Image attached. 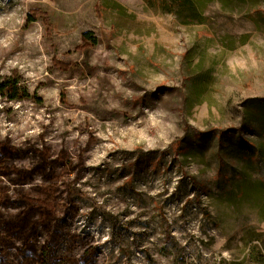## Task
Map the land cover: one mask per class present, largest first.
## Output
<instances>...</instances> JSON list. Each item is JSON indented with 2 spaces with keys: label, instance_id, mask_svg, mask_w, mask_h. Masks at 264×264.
<instances>
[{
  "label": "rangeland",
  "instance_id": "1",
  "mask_svg": "<svg viewBox=\"0 0 264 264\" xmlns=\"http://www.w3.org/2000/svg\"><path fill=\"white\" fill-rule=\"evenodd\" d=\"M200 3L0 0V264L264 256V0Z\"/></svg>",
  "mask_w": 264,
  "mask_h": 264
},
{
  "label": "trees",
  "instance_id": "2",
  "mask_svg": "<svg viewBox=\"0 0 264 264\" xmlns=\"http://www.w3.org/2000/svg\"><path fill=\"white\" fill-rule=\"evenodd\" d=\"M151 1V0H147ZM162 8L165 11L173 12L176 16L183 22V24H190L191 22H197L198 24H206L208 21L207 17H205L198 9L194 0H162ZM34 21L35 19L32 18ZM85 38L90 39L92 34L87 32L84 34ZM18 83H12L11 81H4L0 84V92H10L11 91V99L17 100L20 94V88H18ZM25 94V93H24ZM26 96V94H25ZM255 183L254 181H252ZM251 234V231H250ZM257 247L254 246L250 249L249 254L251 258L257 264H264V256L257 254Z\"/></svg>",
  "mask_w": 264,
  "mask_h": 264
},
{
  "label": "crops",
  "instance_id": "3",
  "mask_svg": "<svg viewBox=\"0 0 264 264\" xmlns=\"http://www.w3.org/2000/svg\"><path fill=\"white\" fill-rule=\"evenodd\" d=\"M200 1H205V0H194V2L196 3L197 7H201L202 6V5L200 6V4H201ZM214 1H218V2L222 1V2L225 3V1H227V0H214Z\"/></svg>",
  "mask_w": 264,
  "mask_h": 264
}]
</instances>
